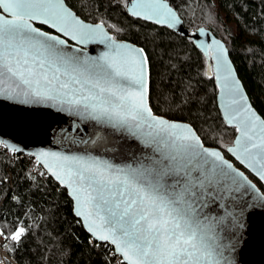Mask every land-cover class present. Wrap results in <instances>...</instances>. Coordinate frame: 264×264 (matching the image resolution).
<instances>
[{"label":"snow or ice","instance_id":"obj_1","mask_svg":"<svg viewBox=\"0 0 264 264\" xmlns=\"http://www.w3.org/2000/svg\"><path fill=\"white\" fill-rule=\"evenodd\" d=\"M121 5L145 21L180 24L169 0ZM74 7L70 0H0V97L56 107L85 128L94 122L131 138L140 152L125 165L91 154L35 153V165L45 170L38 174L69 190L78 222L96 246L109 250L105 264H233L240 214L249 206L244 197L251 191L249 199L264 201L250 179L264 186V118L247 103L227 50L216 42L217 72L223 67L234 93L224 122L236 135L221 151L206 147L191 125L156 115L148 100L145 50L116 43L103 22L86 23ZM95 43L108 51L86 54L84 47ZM217 208L223 215L213 214ZM23 234L18 228L10 238Z\"/></svg>","mask_w":264,"mask_h":264},{"label":"trees","instance_id":"obj_2","mask_svg":"<svg viewBox=\"0 0 264 264\" xmlns=\"http://www.w3.org/2000/svg\"><path fill=\"white\" fill-rule=\"evenodd\" d=\"M70 2L85 21L103 22L117 41L145 50L149 102L156 115L190 124L207 147L224 151L232 145L236 133L225 124L217 103L213 61L193 39L131 16L121 0ZM169 3L191 34L206 28L226 43L254 107L264 118V0ZM36 167L35 158L0 146V228L7 237L6 252L18 264H105L108 248L103 243L96 246L78 222L67 189L47 173L39 175L45 170ZM250 178L264 192L262 183ZM18 228L24 234L11 239Z\"/></svg>","mask_w":264,"mask_h":264},{"label":"water","instance_id":"obj_3","mask_svg":"<svg viewBox=\"0 0 264 264\" xmlns=\"http://www.w3.org/2000/svg\"><path fill=\"white\" fill-rule=\"evenodd\" d=\"M176 13L180 20V24L175 28L170 29L193 39L196 46L213 61L212 69L218 88L217 103L223 118L225 111L224 106L231 104L234 93L231 91V82L224 79L225 72L223 67L217 72L215 59L216 42L227 50V59L230 61V67L233 69V74L241 85V90L247 98V103L251 104L256 114L262 117L254 107L247 90L237 73L226 43L217 38L211 30L206 28H200L191 34L189 30L186 29L184 22L177 11ZM135 18L143 20L140 17ZM85 22L94 24L87 21ZM147 22L154 23L153 21ZM159 26L166 27L165 25ZM105 32H107V34L118 44H129L141 48L127 41H117L106 27ZM69 43L72 44L74 42L69 41ZM77 47L80 46L77 45ZM205 49H207V51H205ZM84 51L88 55L97 56L104 51H108V48L105 44L95 43L85 46ZM217 76L220 78L218 79ZM176 123L188 124L184 122ZM77 125H80L79 131L76 130ZM228 126L232 128L231 125ZM97 135L105 138L103 143L98 142L96 145H85L81 143L83 139L95 137ZM5 145H7V147ZM0 146H5L11 152L24 154L33 158L35 157L32 154L40 152H57L67 155L91 154L108 159L118 165L132 163V154H139L140 152L138 143L131 138H125L123 135L114 134L111 129L101 128L95 125L94 122H87L85 128V124L81 123L79 118L70 115L67 112H60L56 107H50L47 104L18 103L5 100L3 97H0ZM113 146L118 150H105L106 148H111ZM13 147L18 150L13 151ZM253 183L255 182L253 181ZM256 186L259 188L257 184ZM67 191L69 192V190ZM260 191L263 192L261 189ZM254 195L255 193L250 191L244 197L249 206L240 214L242 221V227L238 229L240 242L232 256L233 264H264V201L249 199V197ZM228 210L233 211L231 208ZM236 211L238 212L239 210ZM213 214L223 215V209L217 208ZM83 226L86 229L84 224Z\"/></svg>","mask_w":264,"mask_h":264},{"label":"built area","instance_id":"obj_4","mask_svg":"<svg viewBox=\"0 0 264 264\" xmlns=\"http://www.w3.org/2000/svg\"><path fill=\"white\" fill-rule=\"evenodd\" d=\"M36 169L37 167L35 168V170ZM0 231L4 233V236H0V264H16L5 250V245L7 243V237L5 235V232L1 228Z\"/></svg>","mask_w":264,"mask_h":264},{"label":"bare ground","instance_id":"obj_5","mask_svg":"<svg viewBox=\"0 0 264 264\" xmlns=\"http://www.w3.org/2000/svg\"><path fill=\"white\" fill-rule=\"evenodd\" d=\"M16 264H18L16 261H14Z\"/></svg>","mask_w":264,"mask_h":264}]
</instances>
